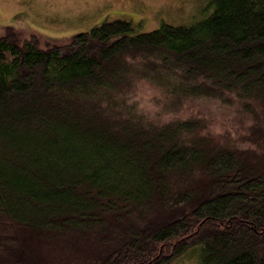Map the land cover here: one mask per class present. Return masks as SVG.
Masks as SVG:
<instances>
[{"label":"trees","instance_id":"obj_1","mask_svg":"<svg viewBox=\"0 0 264 264\" xmlns=\"http://www.w3.org/2000/svg\"><path fill=\"white\" fill-rule=\"evenodd\" d=\"M213 4L67 44L5 26L0 264H264V0Z\"/></svg>","mask_w":264,"mask_h":264},{"label":"rangeland","instance_id":"obj_2","mask_svg":"<svg viewBox=\"0 0 264 264\" xmlns=\"http://www.w3.org/2000/svg\"><path fill=\"white\" fill-rule=\"evenodd\" d=\"M213 1L0 0V36L5 33L7 26H13L23 39L29 38L33 33L42 36L41 45L45 46L48 42L67 44L80 32L90 30L104 21L118 19L133 21L137 25L136 33L158 29L162 24L191 26L213 12ZM199 106L201 109L207 108V105ZM226 112L230 113L231 118L242 113L239 110ZM222 116L223 114L219 115V119ZM219 119L217 118V126L214 128L222 131L220 127L224 121ZM180 264H196V260L189 256Z\"/></svg>","mask_w":264,"mask_h":264}]
</instances>
